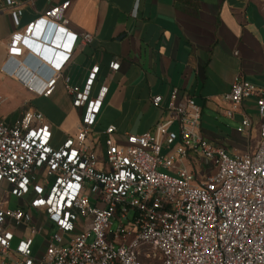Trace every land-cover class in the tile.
<instances>
[{
	"label": "built area",
	"instance_id": "obj_1",
	"mask_svg": "<svg viewBox=\"0 0 264 264\" xmlns=\"http://www.w3.org/2000/svg\"><path fill=\"white\" fill-rule=\"evenodd\" d=\"M4 4L18 26L16 0ZM69 4L47 8L8 43L10 59L34 52L53 74L40 84L36 74L18 75L17 67L8 66V73L46 97L63 78L83 112L77 133L59 146L43 113L22 109L13 121L0 114V264H264V86L237 76L224 96L228 116L256 97L254 152L232 156L206 139L201 107L177 88L168 120L120 141L109 125L102 145L94 126L108 86L91 96L99 66L84 87L63 73L75 43L93 39L65 28ZM46 33L55 46L41 41ZM119 67L115 61L110 70ZM161 102L153 99L155 106ZM251 124L244 117L239 131Z\"/></svg>",
	"mask_w": 264,
	"mask_h": 264
},
{
	"label": "crops",
	"instance_id": "obj_2",
	"mask_svg": "<svg viewBox=\"0 0 264 264\" xmlns=\"http://www.w3.org/2000/svg\"><path fill=\"white\" fill-rule=\"evenodd\" d=\"M66 1L65 28L93 39L75 43L63 73L71 84L84 87L92 67L99 66L91 96L108 86L94 126L102 145L109 125L116 126L120 141L125 134H142L168 120L166 108L177 88L181 97H193L201 107L200 132L206 139L232 156L255 151L260 121L256 97L245 99L228 116L224 96L237 76L264 86V0H16L18 26L0 0V114L6 120H15L22 109L43 113L55 146L77 133L83 110L73 106L63 78L46 97L29 91L6 70L17 67L18 75L36 74L40 84L47 81L53 71L42 65L44 60L34 52L10 59L8 43L47 8ZM115 61L120 67L112 73ZM157 96L162 97L159 106L153 103ZM244 117L252 124L239 131ZM171 130L177 132L178 124Z\"/></svg>",
	"mask_w": 264,
	"mask_h": 264
},
{
	"label": "water",
	"instance_id": "obj_3",
	"mask_svg": "<svg viewBox=\"0 0 264 264\" xmlns=\"http://www.w3.org/2000/svg\"><path fill=\"white\" fill-rule=\"evenodd\" d=\"M47 40H49V33H46V34L43 36V39H42L43 43H44V42H47ZM53 41H54V40L52 39V40H51V43H52Z\"/></svg>",
	"mask_w": 264,
	"mask_h": 264
},
{
	"label": "rangeland",
	"instance_id": "obj_4",
	"mask_svg": "<svg viewBox=\"0 0 264 264\" xmlns=\"http://www.w3.org/2000/svg\"><path fill=\"white\" fill-rule=\"evenodd\" d=\"M3 110H5V111H7L8 109H7V105H5V106H3ZM166 172V171H165ZM38 242H40L39 244H41L42 243V239H38L37 240V243ZM39 246V245H38Z\"/></svg>",
	"mask_w": 264,
	"mask_h": 264
}]
</instances>
